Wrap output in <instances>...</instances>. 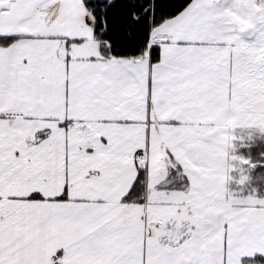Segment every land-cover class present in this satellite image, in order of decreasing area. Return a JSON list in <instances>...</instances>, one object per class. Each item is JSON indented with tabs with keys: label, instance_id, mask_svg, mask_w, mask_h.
<instances>
[{
	"label": "snow or ice",
	"instance_id": "obj_1",
	"mask_svg": "<svg viewBox=\"0 0 264 264\" xmlns=\"http://www.w3.org/2000/svg\"><path fill=\"white\" fill-rule=\"evenodd\" d=\"M0 264H264V0H0Z\"/></svg>",
	"mask_w": 264,
	"mask_h": 264
}]
</instances>
